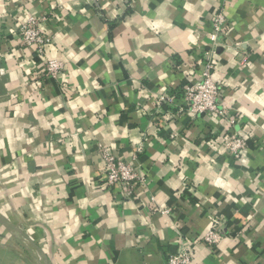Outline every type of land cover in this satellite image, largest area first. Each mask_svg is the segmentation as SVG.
<instances>
[{"label":"crops","instance_id":"obj_1","mask_svg":"<svg viewBox=\"0 0 264 264\" xmlns=\"http://www.w3.org/2000/svg\"><path fill=\"white\" fill-rule=\"evenodd\" d=\"M31 17L42 54L13 31ZM205 51L239 159L227 119L183 111ZM140 145L147 183L108 188L103 149ZM178 232L191 264H264V0H0V264H167Z\"/></svg>","mask_w":264,"mask_h":264},{"label":"built area","instance_id":"obj_2","mask_svg":"<svg viewBox=\"0 0 264 264\" xmlns=\"http://www.w3.org/2000/svg\"><path fill=\"white\" fill-rule=\"evenodd\" d=\"M227 22V17L224 13L221 12L216 16L213 23L214 41H217L219 35L227 34ZM13 31L22 38L24 45L35 48L40 54L44 53L46 45L52 40L51 36L40 28L39 19L34 17L16 25ZM214 53V51H205L201 75L185 86V107L183 111L192 118L214 113L227 119L230 129L226 137L225 149L228 154L234 155L239 159L247 145V140L240 130L235 129V126L241 121L240 115H230L228 110L221 105V85L213 79V70L217 64V55ZM61 69V64L56 61H49L46 65L49 75L55 78L60 76ZM68 92L70 93V90ZM175 98L174 95L164 93L159 97V104L173 103ZM142 151L143 147L140 145L132 154V157L126 159L117 156L109 148L103 149L104 181L108 188L112 189L115 186L128 187L133 192L138 185L147 183L145 174L137 164V155ZM214 221V227L204 238V242L210 245L217 243L225 236L223 228L225 220L222 217H215ZM178 234L177 251L169 254L167 264H191L196 245L200 241L186 238L181 232H178Z\"/></svg>","mask_w":264,"mask_h":264}]
</instances>
